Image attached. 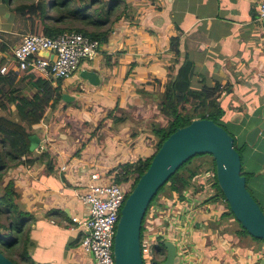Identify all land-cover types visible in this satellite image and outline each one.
Segmentation results:
<instances>
[{
	"label": "crops",
	"instance_id": "0c3cea01",
	"mask_svg": "<svg viewBox=\"0 0 264 264\" xmlns=\"http://www.w3.org/2000/svg\"><path fill=\"white\" fill-rule=\"evenodd\" d=\"M127 2L129 18L115 25L101 43L98 57L81 66L80 73H98L100 85L92 86L80 73L63 80L62 91L73 101L48 109L33 129L40 144L31 163L11 168L1 183L3 188L12 185L18 214L0 210V222L14 227L23 221L21 237L31 249L37 243L51 247L49 258L55 264H85L88 259L79 260L71 246L74 234H79L80 243L82 238V233L70 230L71 216L88 215L87 207L74 198V190L84 188L93 171L112 176L120 165L155 152L152 141L147 142L154 135L144 129L146 133L135 137L133 125L121 126L127 119L114 125L109 114L118 110L115 114L143 118L145 123L147 115L160 119L161 94L177 76L179 83L188 81L193 90L215 85L230 89L221 97L222 121L239 142L247 186L264 211V130L253 146L247 140L264 122V22L258 20L264 0ZM0 6L8 9L5 0ZM2 28L0 41L8 45L12 27ZM24 36L8 45L11 52H0V63ZM172 40H176L174 51ZM58 81L53 80L55 87ZM63 165L69 171L61 174ZM188 192L197 194L195 188ZM207 217L201 213L188 224L197 264H259L264 259L263 241L239 231L230 217L227 221Z\"/></svg>",
	"mask_w": 264,
	"mask_h": 264
},
{
	"label": "trees",
	"instance_id": "16d2710c",
	"mask_svg": "<svg viewBox=\"0 0 264 264\" xmlns=\"http://www.w3.org/2000/svg\"><path fill=\"white\" fill-rule=\"evenodd\" d=\"M8 12L13 13L12 19L8 22L12 24L15 18L20 17L26 23L28 34L54 38L65 32H78L91 40L102 43L108 40L119 21L129 18L130 5L127 0H18V4ZM10 28L8 26L7 30ZM175 42L176 40L171 41L172 50ZM0 52H11V48L0 41ZM8 65L6 74H0V108L6 114V116L0 115V204L6 207V214L12 211L17 215L18 208L12 196V185L3 188L1 183L11 168L31 163L33 154L31 137L34 136V127L43 121L49 108L56 109L65 101L62 91L63 80H59L58 86L55 87L53 81L35 69L30 68L17 72V65L14 61ZM24 85L33 89L34 92ZM191 87L188 81L179 83V76L169 80L165 85L158 106L161 115L167 117L168 124L161 127L160 132H153L157 139L156 150L151 157L141 159L134 164L120 165L112 173L116 174V183L125 184L134 179L133 189L140 177L149 169L162 144L178 129L190 125L196 119L213 120L217 125L227 129L222 121L224 114L221 97L223 91L230 89L220 85L212 88L203 86L198 90H193ZM125 120L126 118H120L117 122L122 123ZM232 136L235 137V135ZM235 148L240 153L241 147L236 140ZM194 159L195 157L186 162L159 190L151 203L152 206L160 200L161 196L171 198L176 194L183 199L185 191L195 188L196 179L201 172H209L213 169L215 171L213 158L204 160L201 164H197ZM242 175L246 177L243 169ZM216 188L225 199L218 184ZM217 200V198L214 199L216 203ZM226 207L229 212L225 216L235 218L227 202ZM17 223L13 227V223L4 225L0 222V231L10 229L13 232L11 240L4 243V247H7L14 261L4 254L15 264H22V262L33 264L27 260L29 259V244L21 243L22 223ZM157 223L161 222L157 221ZM242 231L248 234L243 228ZM163 245L164 243L161 242V248H158L161 255H165ZM17 260L20 263H17Z\"/></svg>",
	"mask_w": 264,
	"mask_h": 264
},
{
	"label": "built area",
	"instance_id": "2783aa9c",
	"mask_svg": "<svg viewBox=\"0 0 264 264\" xmlns=\"http://www.w3.org/2000/svg\"><path fill=\"white\" fill-rule=\"evenodd\" d=\"M258 20L264 22V2L259 6ZM100 47L99 41L91 40L78 32H65L54 38L27 34L11 56H4L2 59L4 62L0 65V74H6L8 64L14 61L17 72L32 68L51 81L70 80L80 73L83 63L94 61L98 57ZM42 52H48V57L40 56ZM67 171H69L67 165L61 166V174ZM115 178L116 174L105 176L93 171L89 174L85 187L79 186L73 193L76 201L87 207L88 215L71 216L70 230L82 233L80 247L83 255L80 256L83 259L90 258L92 264H115L114 245L117 225L133 185L132 181L118 184ZM203 181L201 185L206 184V194L209 197L217 194V203L225 208L223 204H226V200L222 196L218 198L215 171L208 173ZM176 196L178 200L162 198L149 207L152 224H149L142 234V253L147 263L150 259L148 255L152 253L154 264H162L166 254L161 255L158 248H161V242L169 241L177 247L180 264H197V258L191 247V229L188 224L202 213V208L197 207L193 200L190 201L185 196L183 199ZM194 200L196 201V198ZM167 203L173 204L167 211L172 216V223L165 222L163 213L167 210L165 205ZM153 208H157L158 214ZM157 221L161 223L158 224Z\"/></svg>",
	"mask_w": 264,
	"mask_h": 264
},
{
	"label": "water",
	"instance_id": "95a60500",
	"mask_svg": "<svg viewBox=\"0 0 264 264\" xmlns=\"http://www.w3.org/2000/svg\"><path fill=\"white\" fill-rule=\"evenodd\" d=\"M48 52L40 53L48 57ZM80 77L92 86L101 83L98 73L82 71ZM63 100L73 101L64 94ZM264 117V110H263ZM264 130V122L252 130L248 144L253 146ZM235 137L213 120L196 119L178 129L155 154L149 169L140 177L125 202L115 236V264H145L142 253L143 224L147 211L159 190L189 160L209 155L215 162L217 184L235 220L253 238L264 242V211L247 187L242 175V158L235 148ZM40 139L31 137V150L38 148ZM166 258L162 264H180L175 244L163 242ZM0 264H15L0 250ZM259 264H264V259Z\"/></svg>",
	"mask_w": 264,
	"mask_h": 264
},
{
	"label": "rangeland",
	"instance_id": "374dc122",
	"mask_svg": "<svg viewBox=\"0 0 264 264\" xmlns=\"http://www.w3.org/2000/svg\"><path fill=\"white\" fill-rule=\"evenodd\" d=\"M5 2L7 3V0H5ZM7 4L8 5L11 4V5L8 6V9H4L3 6H0V12H2L4 10L3 13H2V15H1V17H0V30H1V27L2 26H3L2 29H5V30H7L8 26L12 27L11 31L8 32V35L9 36H7V40H8V45H11V44L13 45L14 43L19 42L18 40L21 39V35L28 34V30H27L25 21L23 19H21L20 17L15 18V21L12 24L8 22V20L9 19H12V17H13V13L10 14V12H8V10L14 8L18 4V0H15V1L8 0V3ZM0 34H3V32L0 31ZM0 37H1V35H0ZM1 42H3V41H1ZM0 65H2V63H0ZM164 90H165V88H164ZM146 101H148V100L146 99ZM152 103L153 102H151L150 104H152ZM158 108H159V106H158ZM151 110L152 111H155V107L153 109H151ZM116 111H118V110L112 111L111 114H109V116H110V118H112V123L114 125H121L122 123L121 124L118 123L117 120L120 119V118L123 119L124 117L120 113L115 114ZM223 114L225 115V111L224 110H223ZM0 115L6 116L5 112H3L1 108H0ZM147 117H148V119L145 118V120L147 119L148 120V123H145L143 121V118L142 119L140 118V119L137 120L135 116H129V117L126 118L127 119V122H125L121 126H128L129 124L131 126L133 125V129L134 130H132V133L135 135V137L136 136L139 137L141 134L146 133L144 131V129H146V131H148L149 135H152L153 136V135H155L154 133H158V131L161 130V127H165L168 124L167 117H165L163 115H161V118L160 119L158 118L156 120L155 119L152 120L149 115H147ZM150 120H151V122H149ZM228 132L231 133L232 135H235L234 132H231V131H228ZM154 137H152L149 140H147V139L146 140H147V142L152 141L151 143H153V145L152 144L151 145L156 150V146L155 145L157 143V139L154 138ZM236 141L238 142L237 138H236ZM240 153L242 155V149H241ZM204 160H212V157L209 156V155H204V156H197L194 159V161L197 162V164H201ZM127 164H130V163H127ZM132 164H134V163H132ZM213 170L210 171V172H206V171L201 172L200 175L197 177V179H196L197 181H196V183L194 185L197 194L196 195H190L189 192H188V190H187V191H185L183 193V198L185 196L186 199H188L190 201L193 200V202H195V205L197 207L201 206L202 213H205V215L208 216L207 217L208 220L213 219V220L220 221L219 219L224 218L227 221L230 216L223 217V216L227 215L228 212H229L228 209H227V207H226V204H223L225 206V208L224 207H221L218 203H216V201H214V199L217 198V194L214 197H209L206 194V192H207L206 184L201 185V188L199 187V184H198L199 182H201V184H202L204 182L203 180L207 178V174L213 172ZM132 182H134V179L132 180ZM220 197H221V195L219 193L218 194V198H220ZM162 198H166V199H172L173 198L174 200H178V197L175 194L171 198L165 197V196H161L160 199L162 200ZM194 198H196V201L194 200ZM165 205H166L167 210H165V212L163 214H165V218H166V220H168V221L165 220V222L172 223V221H171V217L172 216L169 215V213H167V211L169 210V208L173 204L172 203H167ZM151 207H152V205H151ZM213 207H214V209L212 211V208ZM0 210L6 211L7 209H6V207H4L3 205L0 204ZM153 210H156L157 211V214H158L157 208H153ZM221 211L223 213L226 212V214H223ZM210 213H212V214H210ZM11 214H13L12 211H11ZM150 217L152 218V215L150 214V210H148L147 211V214H146V218H145L144 224H143V232L146 231V229L149 226V224H152V221L150 220ZM208 220H207V222L209 223ZM230 221L233 223V226L235 228H237L239 231H242V228H241L240 224L235 220V218L233 220V218L230 217ZM20 222L23 225V221H20ZM20 222H18L17 224H20ZM2 224L8 225V223L5 222V221L2 222ZM216 224L219 225L218 222ZM169 225H171V224H169ZM158 228H157V230H158ZM9 231H10V229L0 231V250L3 251V253H5L6 255H8L14 261V258L12 257V255L7 250V247L6 246L4 247V245L6 244V242L7 241H10L11 238H12V236H13V232L12 231L9 232ZM73 237H72V239H75V241H73V243L71 244L72 250L76 254V256H78V259L81 260L83 258H81L80 255H83V254H82L81 247H80V237H79V234L78 233L77 234H74ZM155 240H157V237L156 236H155ZM44 241L46 242V240H44ZM21 243L23 245H25L27 243V239H24V236H23V239H21ZM47 243H48V241H47ZM155 249H154V254H155ZM51 255H52L51 247H48L47 245H43L42 246V245H40V244L37 243V244L34 245V247L32 249L30 248V251H29V259L27 258V260H29V262L30 263H33V264H55L54 262L50 261V258L49 257ZM148 256H150L149 263H147L146 260L144 259L145 260V264H154V261L152 260V258H153L152 257V253L149 254ZM14 257H16V256L14 255ZM17 261H18L17 263H20L19 260H17ZM84 263L85 264H92V261H91L90 258H88V259H85L84 260ZM22 264H26V263H23L22 262ZM67 264H70V263H67Z\"/></svg>",
	"mask_w": 264,
	"mask_h": 264
}]
</instances>
